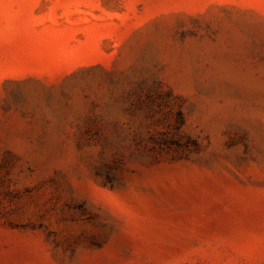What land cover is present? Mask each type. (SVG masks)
Instances as JSON below:
<instances>
[{"label":"rangeland","instance_id":"obj_1","mask_svg":"<svg viewBox=\"0 0 264 264\" xmlns=\"http://www.w3.org/2000/svg\"><path fill=\"white\" fill-rule=\"evenodd\" d=\"M0 264H264V0H0Z\"/></svg>","mask_w":264,"mask_h":264}]
</instances>
